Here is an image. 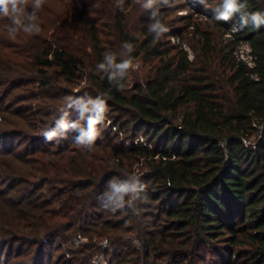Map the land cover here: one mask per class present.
<instances>
[{
  "label": "trees",
  "instance_id": "1",
  "mask_svg": "<svg viewBox=\"0 0 264 264\" xmlns=\"http://www.w3.org/2000/svg\"><path fill=\"white\" fill-rule=\"evenodd\" d=\"M194 1L199 11L221 3ZM78 4L70 23L60 18L77 3L63 4L45 33L26 38L31 47L24 53L19 39L0 41V61L25 55L0 68V144L21 138L0 147L3 264L26 254L12 264H43L48 246L59 249L78 234L87 242L66 251L61 264H88L92 253L109 251L107 264H206L208 253L212 264H264V24L257 30L249 18L223 43L235 23L240 27L242 12L229 22L212 21L214 13L201 21L177 16L181 6L171 4L160 9L169 31L154 42L150 13L135 0L122 9L115 0ZM247 4L243 11L264 12V0ZM183 32L192 39L193 59L170 39ZM240 41L251 48V67L234 55ZM107 54L117 63L138 60L147 71L130 88L128 75L109 81L115 69L96 70ZM75 80L86 81L78 96L107 101L116 129L100 133L91 151L72 142L78 131L58 142L40 135ZM27 100H37L28 108L35 121L22 116L25 128L8 127L5 114L21 116L18 104ZM133 164L142 171L138 190L112 212L108 181L127 180Z\"/></svg>",
  "mask_w": 264,
  "mask_h": 264
},
{
  "label": "clouds",
  "instance_id": "2",
  "mask_svg": "<svg viewBox=\"0 0 264 264\" xmlns=\"http://www.w3.org/2000/svg\"><path fill=\"white\" fill-rule=\"evenodd\" d=\"M199 2L204 3V0H199ZM45 3L46 0H0V16L6 17L10 22L9 26H6L8 37L14 40L21 32L29 36L38 35L42 30L38 22V12ZM124 3L125 0H115V5L118 8L122 9ZM135 3L142 9L149 11L152 22L149 24L148 31L153 34L154 42L159 41L169 31L161 19L160 9L171 6V0H135ZM29 5H31V11L27 10ZM248 7L247 0H245L244 4H241L240 0H221V3L212 10L214 13L212 21L229 22L236 13L242 12L240 27L237 28L233 25L229 32L235 34L242 31L247 27L249 18L254 22V28L259 30L260 26L264 24V12L243 11ZM122 47L129 52L134 51V46L128 41H124ZM139 67L140 65L134 63L132 58L117 63L115 54H107L104 55L103 61L96 65V70L107 71L108 69H115L108 76L109 81H114L118 76L125 77L129 74V70H136ZM123 88L124 85H120L117 90L121 91ZM72 108H75L78 112V117L70 122L67 117L69 115L68 110ZM108 111L107 101L101 96L93 97L88 93L81 96L65 95L62 97V106L56 110L53 124L45 127L40 132V135L48 142L53 140L58 142V137L66 139L69 131H78L79 135L73 137L72 142L82 150L91 151L100 136V129L106 121ZM89 113L91 115H88ZM57 116H59L58 119ZM146 146L148 147V145ZM132 180H135L134 176ZM108 185L110 188V192L107 193L108 200L116 205V208L111 209L112 212L123 207L126 195L136 193L138 190L137 183L129 180L117 181L113 178L108 181ZM104 207L107 210L108 204H105ZM81 242L79 241V244H76L75 247H79ZM108 243L105 240L103 246L107 247ZM95 260L96 257H93L90 264H95Z\"/></svg>",
  "mask_w": 264,
  "mask_h": 264
},
{
  "label": "rangeland",
  "instance_id": "3",
  "mask_svg": "<svg viewBox=\"0 0 264 264\" xmlns=\"http://www.w3.org/2000/svg\"><path fill=\"white\" fill-rule=\"evenodd\" d=\"M79 1H81V0H46V3L43 6V8L38 12V16H39L38 22L40 23L41 29H42L39 34L45 33V31L43 29H44V27H47L49 25L51 18L58 19V16H59L58 14L61 11L60 7L63 4H67V3L69 4L72 2H73V4L77 3L76 10H70L67 12V14L62 15L60 18L61 19L60 21L66 20L69 23L73 22L75 20V17H78V11H79V7H80V5L78 4ZM83 1L86 3L88 0H83ZM171 2H172L171 3L172 5H177V7L181 6V8H180L181 10L177 11V13H176L177 16H182L186 13H189V14L191 13L193 18H196L197 20L204 21L206 17L213 15L212 10L208 6L202 7V9H200V11L196 10V7H198V4L194 0H171ZM58 8H59V10H58ZM29 9H30L29 11H31V7ZM9 24H10V22L8 21V19L6 17L0 16V41H4L5 43H10L11 40H13V39H10L8 37L7 32H6V26H9ZM57 24H58V22L57 23L55 22V24L53 22L54 26H56ZM178 25H181V24L179 23ZM59 31H60V29H59ZM101 31H103L104 33H107V31L103 28H101ZM50 32H51V30L49 32H47V36L49 35ZM60 32H58V34ZM2 35L4 37H2ZM27 37H29V35L21 32L17 35L16 39H14V41H17L18 39L20 40L18 45L20 46L19 51L21 53H24L26 49L31 47V46H28L29 41H26ZM171 38H173V41L171 40L172 42H177V43L182 42L183 47H187L189 49V52H187V53L191 54V59H193L195 52L193 51L192 47L190 46V42L192 39L189 36V34H187L186 32H183V34L180 37H174L173 36ZM230 38H231V36L227 37L226 35H223L221 37L223 43H224V41H226L224 39H230ZM21 48L24 52L21 51ZM24 56H25L24 54L23 55L21 54L17 57L15 55L10 56V60H7L6 62L0 61V68L1 67L7 68L8 66L12 67L13 64L18 65L19 63H21V61H24V59H25ZM134 63H138L140 65L138 60H135ZM146 71H147V68L143 67L141 65L136 70H129L127 87L130 88L134 82L141 80L143 78V76L145 75ZM85 82H86L85 80H82V81L75 80V81L71 82L70 84H68L66 87H67L69 92L71 91L70 92L71 95L78 96L79 94L82 93L81 91H82V88L85 86ZM23 89H25V88L18 89L17 92H23L24 91ZM20 103L21 104H18V106L20 107V110H21V111L19 110L21 116L16 117V116H12L10 114H5L8 116V119L10 121L9 124L7 125L8 127H12V126L15 127L18 125L22 128H25L26 122L21 117L25 116V117L29 118L30 120H32L34 118V116L31 115L32 114L31 110H33L32 105L34 106V104L37 103V100H27V102H20ZM29 103H31V104H29ZM20 105H23V106H20ZM28 108H31V110H28ZM0 111H1V108H0ZM88 115H91V113H89ZM77 117H78V112L75 110V108H73L72 110L69 111V115H68L67 119L71 122L73 120H76ZM32 121H35V120L33 119ZM84 124H86V121L84 122ZM106 129H111V131L113 133L116 131V129L113 127L112 121L108 115H107V118H106L104 125L100 129V133H104L106 131ZM99 137H101V134ZM6 141L7 142H4V141L1 142V144H0L1 148L4 147L5 145L8 146L10 144H14V145L16 144L17 145V143H19L21 141V138L12 137ZM138 168H139V166H137L136 164H133L131 173H129V177L127 180L132 181V182L137 181V179L142 174V171H139L140 169L138 170ZM133 176L135 177V180H132ZM105 193L107 194V192H105ZM148 220H150V218H148ZM79 241H82L79 245V247H82L83 244L85 242H87V238L85 236L78 234V235H75L72 242L66 243L65 245H63V247H60L59 249L56 246H53V247L48 246L46 249H49V250L47 251V256L45 257L43 264H52V263H54V260L57 263L59 262L58 264H61L62 263L61 258L63 256V254H66V251H68V250L77 248V247H75V245L79 244ZM103 242L104 241H101L99 243V245H100L99 247L101 249L106 248L103 246ZM130 243H131V245L135 244L136 247L139 246L138 242L134 239L131 240ZM3 253H5V252H3ZM111 253L112 252L109 251V254L107 256H105V254H102L101 252H95V253H92L91 258L96 257L95 264H107V258L111 257V255H110ZM4 257L5 256H2V259H1V256H0L1 264H3ZM212 257H214V255L211 253H208L206 264H212L211 263V261L213 260ZM25 258H28L27 254L24 256H21L19 258H16V256H11L9 263H7V264H12L13 261L22 260ZM56 258H57V260H56ZM90 262H91V260H90ZM75 264H77V263H75ZM88 264H90V263H88Z\"/></svg>",
  "mask_w": 264,
  "mask_h": 264
},
{
  "label": "built area",
  "instance_id": "4",
  "mask_svg": "<svg viewBox=\"0 0 264 264\" xmlns=\"http://www.w3.org/2000/svg\"><path fill=\"white\" fill-rule=\"evenodd\" d=\"M235 27L239 28L238 24H234ZM231 29V28H230ZM229 29V30H230ZM227 37L231 36V33L228 31L225 34ZM171 40L173 41V38H171ZM187 52H189V49L187 47H184ZM234 55L238 60H242L243 62H245L248 66H252L253 65V57L251 54V48L249 46V44L245 41H240L234 49ZM188 58L191 59V54L188 53ZM253 77H255V75H253ZM245 144H247L246 141H243Z\"/></svg>",
  "mask_w": 264,
  "mask_h": 264
}]
</instances>
